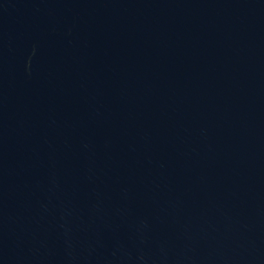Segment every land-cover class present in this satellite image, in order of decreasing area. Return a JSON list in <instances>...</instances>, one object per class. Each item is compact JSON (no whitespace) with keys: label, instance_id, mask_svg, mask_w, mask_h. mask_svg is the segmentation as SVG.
Listing matches in <instances>:
<instances>
[{"label":"water","instance_id":"obj_1","mask_svg":"<svg viewBox=\"0 0 264 264\" xmlns=\"http://www.w3.org/2000/svg\"><path fill=\"white\" fill-rule=\"evenodd\" d=\"M0 264H264V0H0Z\"/></svg>","mask_w":264,"mask_h":264}]
</instances>
